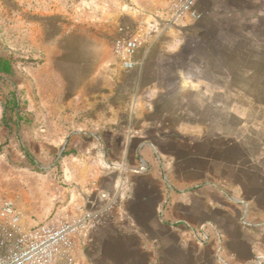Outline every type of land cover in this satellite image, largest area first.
<instances>
[{
  "label": "rangeland",
  "instance_id": "rangeland-1",
  "mask_svg": "<svg viewBox=\"0 0 264 264\" xmlns=\"http://www.w3.org/2000/svg\"><path fill=\"white\" fill-rule=\"evenodd\" d=\"M202 6L199 18L171 23L189 30L174 55L173 45L152 51L150 33L168 26L140 1L0 0V57L13 67L0 75V203L12 200L26 226L58 223L49 214V178L67 187L77 151L65 145L67 133L105 111L120 127L138 107L173 112L264 160V1ZM132 37L144 58L138 70L125 69L115 50L117 39ZM105 227L90 230L89 242L77 237L75 264H128L109 234L97 237Z\"/></svg>",
  "mask_w": 264,
  "mask_h": 264
},
{
  "label": "crops",
  "instance_id": "crops-1",
  "mask_svg": "<svg viewBox=\"0 0 264 264\" xmlns=\"http://www.w3.org/2000/svg\"><path fill=\"white\" fill-rule=\"evenodd\" d=\"M135 1L168 26L150 33L158 42L152 51L170 53L173 45L171 54H179L189 30L165 23L171 0ZM203 1L239 0H198L200 12ZM139 109L122 127L114 111H105L93 126L85 119L67 133L65 145L77 151L65 168L67 187L49 178V214L58 223L72 219L109 192L117 204L96 235L109 234L128 264H264V160L194 120Z\"/></svg>",
  "mask_w": 264,
  "mask_h": 264
},
{
  "label": "built area",
  "instance_id": "built-area-1",
  "mask_svg": "<svg viewBox=\"0 0 264 264\" xmlns=\"http://www.w3.org/2000/svg\"><path fill=\"white\" fill-rule=\"evenodd\" d=\"M198 0H171L169 21L201 13ZM135 37L115 41V50L125 69L138 70L144 58L138 53ZM117 204L113 193L102 192L97 202L72 219L53 224L26 226L10 199L0 203V264H75L76 239L90 230L105 226Z\"/></svg>",
  "mask_w": 264,
  "mask_h": 264
},
{
  "label": "trees",
  "instance_id": "trees-1",
  "mask_svg": "<svg viewBox=\"0 0 264 264\" xmlns=\"http://www.w3.org/2000/svg\"><path fill=\"white\" fill-rule=\"evenodd\" d=\"M13 67L12 63L8 58L0 57V75H12ZM17 106L16 96L11 97L9 112H13ZM20 119V115L18 116Z\"/></svg>",
  "mask_w": 264,
  "mask_h": 264
},
{
  "label": "bare ground",
  "instance_id": "bare-ground-1",
  "mask_svg": "<svg viewBox=\"0 0 264 264\" xmlns=\"http://www.w3.org/2000/svg\"><path fill=\"white\" fill-rule=\"evenodd\" d=\"M67 171V169H65Z\"/></svg>",
  "mask_w": 264,
  "mask_h": 264
}]
</instances>
